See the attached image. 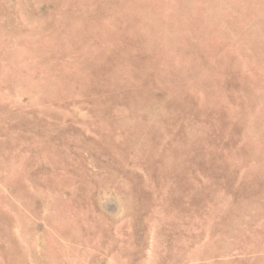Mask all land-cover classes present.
<instances>
[{
  "label": "rangeland",
  "instance_id": "rangeland-1",
  "mask_svg": "<svg viewBox=\"0 0 264 264\" xmlns=\"http://www.w3.org/2000/svg\"><path fill=\"white\" fill-rule=\"evenodd\" d=\"M0 264H264V0H0Z\"/></svg>",
  "mask_w": 264,
  "mask_h": 264
}]
</instances>
